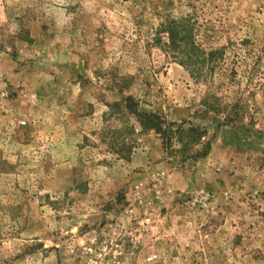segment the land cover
I'll list each match as a JSON object with an SVG mask.
<instances>
[{"label": "rangeland", "instance_id": "rangeland-1", "mask_svg": "<svg viewBox=\"0 0 264 264\" xmlns=\"http://www.w3.org/2000/svg\"><path fill=\"white\" fill-rule=\"evenodd\" d=\"M189 12L231 80L153 44ZM0 264H264V0H0Z\"/></svg>", "mask_w": 264, "mask_h": 264}, {"label": "trees", "instance_id": "trees-1", "mask_svg": "<svg viewBox=\"0 0 264 264\" xmlns=\"http://www.w3.org/2000/svg\"><path fill=\"white\" fill-rule=\"evenodd\" d=\"M202 24L196 12H189L179 17L165 16L154 31L153 44L158 46L166 57L184 66L198 81L211 82L217 73L231 80L237 72L233 67H225L228 46H207L209 34L205 31L206 25L203 30ZM210 97L217 101L215 105L210 104L209 96L202 100V104L213 110L215 114L224 115L225 122H239L244 118L245 110L239 102L226 103L215 94ZM121 103L125 108H130L132 98L124 97L122 102L110 106H118ZM135 115L143 128H152L157 131L163 129V122L157 114L137 110ZM194 130H197V127L189 128V132ZM178 132L181 133V129Z\"/></svg>", "mask_w": 264, "mask_h": 264}]
</instances>
